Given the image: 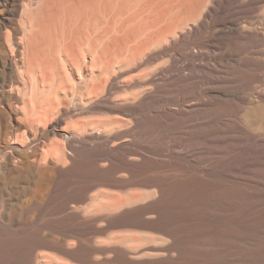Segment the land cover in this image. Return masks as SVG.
<instances>
[{"label": "bare ground", "instance_id": "bare-ground-1", "mask_svg": "<svg viewBox=\"0 0 264 264\" xmlns=\"http://www.w3.org/2000/svg\"><path fill=\"white\" fill-rule=\"evenodd\" d=\"M261 1L0 0V264H264Z\"/></svg>", "mask_w": 264, "mask_h": 264}, {"label": "rangeland", "instance_id": "rangeland-1", "mask_svg": "<svg viewBox=\"0 0 264 264\" xmlns=\"http://www.w3.org/2000/svg\"><path fill=\"white\" fill-rule=\"evenodd\" d=\"M237 11H239L238 12V15H237V17L235 18V20H237L238 21V24H240V26H242V27H245L247 30H249V32H256V33H258V35L259 36H261L262 34L264 35V1L262 0L261 2H259V3H257L255 6H253V7H242L241 9H239V10H236V11H234V12H237ZM224 31V32H227L228 31V29H227V25H224L222 28H221V31ZM221 31L220 30H218V32H220V33H218L219 35L221 34ZM230 37V38H229ZM229 37L228 38H226L225 40H223V44H224V46L223 47H221V48H216V49H214V50H212V49H210V51H209V55H210V59L208 58V59H197V60H195V62H196V64H195V62H194V68L195 67H197V68H195L196 70V72L198 73V74H200V75H202L204 72H207L206 71V69L205 70H203L204 68H203V66H202V64L204 65V66H206V65H208V66H215V67H217V68H219L218 66H217V64H216V62H215V60L216 59H213L212 58V55H211V53H215V55H213L214 57H216V56H223V58H222V60L220 61L221 62V65H223V70H225V68H226V71L227 70H229V67H230V69H238V70H242V71H247L248 70V67H247V65H246V63L248 62V61H256L257 59H259V60H264V54L261 52L263 49H264V47H262V46H258V45H254V46H251V47H249V46H247L246 45V39H243L242 37H239V36H237L236 34H231V35H229ZM233 38V39H232ZM205 38H203L201 41H203ZM193 46H190L188 49H186L187 50V52L190 50H193V49H191ZM256 47V48H255ZM250 48V49H249ZM254 48V49H253ZM259 49V50H258ZM185 50V51H186ZM252 51V52H249V51ZM255 50V51H254ZM193 51H196V49H194ZM259 52V53H256V52ZM204 52H205V50H204ZM218 52H219V54H221V55H218ZM225 52V53H224ZM249 52V53H248ZM254 53H256V54H258V55H256V54H254ZM217 54V55H216ZM253 55V56H252ZM257 57H256V56ZM247 56H248V59H247ZM251 56V57H250ZM235 57V58H234ZM254 57V58H253ZM256 57V58H255ZM261 57V58H260ZM234 60H233V59ZM250 58H251V60H250ZM213 59V60H212ZM255 59V60H254ZM200 60V61H199ZM203 60V61H202ZM213 61V62H212ZM234 61L236 62V63H234ZM239 61V62H238ZM244 61V62H243ZM247 61V62H246ZM200 62V63H199ZM213 63V64H211V63ZM243 62V63H242ZM209 63H210V65H209ZM197 64L199 65V66H197ZM201 64V65H200ZM215 64V65H214ZM242 64V65H241ZM231 65V66H230ZM199 68H201V70H199ZM228 68V69H227ZM264 70V69H263ZM261 71L260 73H264V71ZM200 71V72H199ZM189 72V70H187L186 71V69H184V70H182V73L183 74H187V73ZM258 87H262V85H260L259 83L258 84H256ZM263 88V87H262ZM161 141V140H160ZM203 145V146H202ZM207 146L208 148H210L211 150H213L214 151V154H213V151H210V149H209V151H208V148H206L207 149V152H205L206 151V149H204V147L205 146ZM214 148V149H212V147ZM198 147H200V148H198ZM198 147H196V149H200L201 151H200V153H202V152H204V153H202L201 154V157L203 156H205L206 154H207V156L208 157H210V155L212 156L211 158V160L213 161V158L215 157V156H222V155H224V154H230V152L232 151V149H231V147L229 146V143H227V142H220V143H206V144H200ZM219 147H221V148H219ZM222 147H224V149L222 148ZM217 149H218V151H221V152H219V153H216V151H217ZM225 150V151H224ZM210 152L212 153V154H210ZM206 153V154H205ZM204 154V155H203ZM208 154H210V155H208ZM200 155V154H199ZM204 166H205V164H204ZM249 168V167H248ZM251 168V167H250ZM253 168V167H252Z\"/></svg>", "mask_w": 264, "mask_h": 264}]
</instances>
